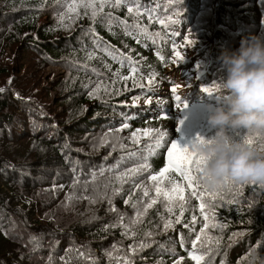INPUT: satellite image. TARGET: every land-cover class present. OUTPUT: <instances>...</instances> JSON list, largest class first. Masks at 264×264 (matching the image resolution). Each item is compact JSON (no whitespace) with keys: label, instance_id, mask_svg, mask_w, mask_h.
<instances>
[{"label":"trees","instance_id":"1","mask_svg":"<svg viewBox=\"0 0 264 264\" xmlns=\"http://www.w3.org/2000/svg\"><path fill=\"white\" fill-rule=\"evenodd\" d=\"M53 1L0 0V264H264V184L210 191L201 173L190 184L174 171L168 155L178 158L173 143L215 135L208 119L227 78L220 57L263 35L264 0H209L219 23L204 24L205 37L188 31L202 0L188 13L169 0H94L95 9L66 0L62 15ZM14 22L25 32L18 40L6 36ZM48 66L65 70L57 113L45 86L55 75L43 80ZM178 85L183 92L173 91ZM100 130L113 136L109 145L118 136L121 149L97 153L87 137ZM229 134L264 150V135ZM26 138L38 153L23 188L5 180L12 168L1 156Z\"/></svg>","mask_w":264,"mask_h":264},{"label":"clouds","instance_id":"2","mask_svg":"<svg viewBox=\"0 0 264 264\" xmlns=\"http://www.w3.org/2000/svg\"><path fill=\"white\" fill-rule=\"evenodd\" d=\"M220 59L227 78L219 84L223 91L208 119L217 131L204 143L189 146L204 160L200 180L210 191L230 181L264 184V150L234 140L229 134V130H244L264 135V35L242 39L238 49L225 50ZM206 71L209 73V69ZM175 88L177 92L184 91L183 85ZM178 119L183 121L182 115Z\"/></svg>","mask_w":264,"mask_h":264},{"label":"rangeland","instance_id":"3","mask_svg":"<svg viewBox=\"0 0 264 264\" xmlns=\"http://www.w3.org/2000/svg\"><path fill=\"white\" fill-rule=\"evenodd\" d=\"M88 4H93L94 5V0H86ZM209 0H202L201 2V14L199 15L198 19L195 21V25L191 26L189 25L188 31L193 33V34H199L201 37H205L208 35V30L205 28L207 26H204L206 23H210V27L213 25V18L216 19L217 23H219V16L216 14L214 16V11L212 8H206L207 3ZM211 2L214 3L215 6L219 7V0H210ZM54 3H61V7L57 8L56 11L58 14L62 15L63 12L66 9V0H54ZM127 2H132L137 4V2H140V0H127ZM165 1L163 0V3ZM196 3L195 0H169L167 7H177L180 13H188L190 6H194ZM95 9V8H94ZM264 9V8H262ZM165 12V10H163ZM241 14H247V16H252L254 17V13H257V10L253 9H241L239 10ZM43 16L41 17L42 23H46L47 19L49 18L48 12H42ZM16 22L14 23H9V28L6 32V36L8 31L13 32L12 38H17L21 39L22 35L25 32H22L21 29H13L12 26H14ZM263 35H264V29H263ZM227 50H233V47L231 44H229ZM44 77L43 80L47 83L48 79L54 76V79L45 85L47 88V91H50L48 101L50 104H48L51 108L52 111H55L56 113L60 110H58L59 107V101L58 97L59 95L57 94V91H55V87L59 84V82L62 80L63 76L65 75V70H63L61 67H56V66H51V67H46L43 71ZM3 77V76H1ZM1 77H0V85H1V90H5L4 86L7 85L5 82L4 85H2L4 82H1ZM67 78L70 82H73L75 80V76L71 73H67ZM4 81L6 80V77H3ZM13 77L10 78L9 84L12 82ZM7 88V86H6ZM37 92V91H35ZM161 95V94H159ZM56 115V114H55ZM80 138H86V136H82ZM113 136L104 130H100L98 133L92 134L91 136L87 137V142H90L93 146H96V149L98 152H102L104 150V147H107L109 151H111L113 148L119 147L121 149V146L118 142V136L115 135V142H111L110 145L108 144L110 139H112ZM26 144V146L21 147V146H14L11 149H3V154L5 156H1L3 158H7L8 161L4 162L3 164L9 166L12 168V170H8L4 177L6 181H10V179H13L14 182L19 184L20 186L24 188L23 184L26 182L28 177H34L33 174L35 173L33 170L30 169L29 166H32L34 161H35V156L38 153L37 150L33 149L31 146L32 142L29 139H24L21 140V144ZM31 143V144H30ZM73 159H71V167L73 168L74 164L72 163ZM13 162V163H9ZM65 174L62 173L60 177H63ZM45 182V181H44ZM15 220V219H14ZM17 223V221H15ZM23 223V222H22ZM16 231L18 235H26L27 236V229H19Z\"/></svg>","mask_w":264,"mask_h":264},{"label":"snow or ice","instance_id":"4","mask_svg":"<svg viewBox=\"0 0 264 264\" xmlns=\"http://www.w3.org/2000/svg\"><path fill=\"white\" fill-rule=\"evenodd\" d=\"M120 4V0H116V3L113 4V5H110V6H114V7H118ZM84 7H88V8H95V5L93 4H87V5H82ZM78 7V6H77ZM104 5L101 4V8H103ZM70 10H74L73 6H69ZM128 11L129 13H131L133 11V9L131 7L128 8ZM96 12L93 11L92 15H93V18L96 16ZM137 15H139V12L136 13ZM63 21V17H61V22ZM133 71H135V69H133ZM2 91V90H0ZM173 91H176V89H173ZM203 91L205 93L208 94V96L212 97L213 96V89L211 88H204ZM176 100L179 102L180 101V97L177 96L176 97ZM179 106V105H178ZM188 107L187 104H184V108L186 109ZM180 125L183 124V121H180L179 122ZM127 125H125L126 127ZM148 132H145V135H147ZM134 136H136V134L134 133L133 134ZM206 139L204 138H201V137H197V139L192 142V143H204ZM244 142H247V143H251V140L249 139H246L245 137L243 138ZM134 142H138V141H134ZM191 143V144H192ZM159 141H157V147H159ZM172 148L175 149L177 151V154H178V158L173 161L171 160V157L173 155V153L171 151H169L168 155H169V158H170V164L172 165V169L178 173H180L181 175H183L186 179L189 180V183L191 184V181L195 178L193 177L191 174L193 173V171L195 172H198V173H202L203 171V168H204V160L202 157L198 156L197 154L193 153L192 151L189 150V146H181V144L178 142V143H173L172 144ZM137 171V169H132V173L134 174L135 172ZM168 169H165L164 172H167ZM164 172H162L160 174V176L163 178L164 177ZM151 179L153 181H157L158 177L157 176H152ZM230 183H235L234 181H230ZM181 191H182V188H181ZM156 192L158 195L161 194V189L160 187H156ZM145 195L148 194L147 192V189H145V192H144ZM163 195L167 198V199H173L175 198V194H173L172 196H170L167 192L163 193ZM193 195H197V193L194 191L193 192ZM182 198V197H181ZM153 203H155V201H153ZM152 205L149 204L147 207H151ZM169 211H171V209H169ZM195 219V218H193ZM171 226V221H168L166 222L165 224V228L167 229L168 227Z\"/></svg>","mask_w":264,"mask_h":264}]
</instances>
